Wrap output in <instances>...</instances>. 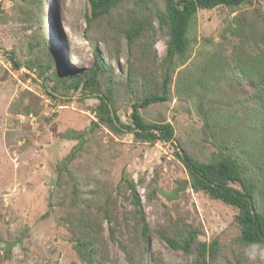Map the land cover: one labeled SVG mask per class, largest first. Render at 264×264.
I'll use <instances>...</instances> for the list:
<instances>
[{"label": "trees", "instance_id": "obj_1", "mask_svg": "<svg viewBox=\"0 0 264 264\" xmlns=\"http://www.w3.org/2000/svg\"><path fill=\"white\" fill-rule=\"evenodd\" d=\"M21 1L23 4L19 10L25 15L23 20L35 24L29 35V56L23 65L45 82H53L46 86L48 95L53 98L54 93L79 90L98 100L96 120L90 121L87 130L60 134L64 140L76 141L69 153L61 158L56 181L59 185L63 177L68 178L70 194L67 196V209L59 222L69 227L71 236L68 240L79 261L82 264H102L108 258L103 220L112 223L109 226L110 239L115 237L118 228L117 197L106 185L82 191L81 179L76 178L72 172L74 169L70 167L83 149L86 135L103 124L114 134H131L138 142H174V154L188 175L186 179L176 180L170 197L163 196L165 218L151 227L142 212L135 184L122 170L117 188L129 191L128 200L133 205V210L122 217L133 245L128 242L120 244L128 264H166L159 257L148 259L150 232H155L171 249L182 250L190 258V264H250L242 255L245 245L252 242L264 245V28L258 29L243 10L253 5L254 0H86L90 7L86 17L87 28L106 20L101 37L113 40L119 34L126 41L129 52L137 48L141 59L149 54L150 37L155 33L154 20L167 35L165 54L158 69L150 67L154 63L153 58L146 62L143 60L136 67L128 58L129 66L123 82L131 98L128 122H121L116 115L109 70L108 84L105 88L101 86V75L107 69L97 45L92 48L93 63L83 71L65 69L61 62L62 72L53 69L52 43L39 23L43 18L38 10L34 21L30 7L27 8V5H40L41 0ZM216 7L237 13L223 20L220 40L212 49L206 47L211 39L205 40L202 49L206 55L204 65L177 70L189 57L196 41L198 11ZM85 36L92 41L90 36ZM227 47L228 54L225 52ZM8 57L14 67L21 65L14 52H9ZM174 76L175 94L184 99L196 98L201 120L199 140L203 149L199 154L190 151L187 144L176 137L174 126L168 120L157 118L149 121L142 114V109L171 97ZM135 89L133 98L131 92ZM241 92L246 93V99L236 97ZM32 111L36 112L29 102L24 106L12 105L14 113ZM186 187L234 210L233 222L238 233L232 239L233 249L237 251L232 253L233 261L223 255L218 237L206 241L202 227L195 225L185 212L172 205ZM156 189L160 191V187ZM52 210L53 206L48 201L41 217H49ZM13 243L6 241L8 247ZM257 264H264V261H257Z\"/></svg>", "mask_w": 264, "mask_h": 264}, {"label": "rangeland", "instance_id": "obj_2", "mask_svg": "<svg viewBox=\"0 0 264 264\" xmlns=\"http://www.w3.org/2000/svg\"><path fill=\"white\" fill-rule=\"evenodd\" d=\"M21 4V0H0V264H82L68 240L71 236L69 227L59 222V218L66 213L70 188L67 177L57 184L58 167L61 158L76 143L75 140L62 139L60 134L87 130L90 121L96 120L98 100L79 90L54 93L53 98L46 88L53 82H45L23 65L29 56V35L35 24L23 20L25 15L19 10ZM29 7L34 21L38 10L43 18L39 23L52 43L53 69L62 72L63 68L59 67L61 62L65 69L83 71L93 63L92 48L97 45L107 69L101 75V86L105 88L108 84L109 70L116 115L121 122H128L132 110L131 98L123 84L129 66L128 58H131L133 67L153 58L154 63L150 67L158 69L165 54L167 35L158 28L157 22L153 21L155 33L150 37L149 54L141 59L137 48L129 52L126 41L119 34L113 40L101 37L106 20L87 28L86 17L90 7L86 0H41L40 5H27ZM243 10L258 29L264 28V0H254L253 5ZM235 13L237 11L230 12L224 7L199 10L196 41L192 44L189 57L177 70L204 65L206 55L202 49L205 40L211 39L206 47L212 49L220 40L223 20ZM9 52H14L21 65L13 66ZM225 52L228 54V47ZM174 89L175 76L170 87L171 97L142 109V114L149 121L157 118L168 120L174 126L176 137L186 143L190 151L199 154L203 149L199 140L201 120L196 98L179 97ZM136 91L131 92V97L136 96ZM244 92L236 97L246 99ZM28 102L33 104L36 112H12L13 103L24 106ZM175 150L174 142H138L131 134H114L103 124L86 135L83 149L70 165L76 178L81 179L80 189L88 191L91 187L98 189L96 186L106 185L117 197L116 214L119 218L113 239L109 238L112 223L104 219L102 224L103 237L108 245V258L102 264H128L120 244L130 243L131 236L122 217L133 210V205L128 200L129 191L117 188L122 170L135 184L142 212L147 223L154 227L166 215L163 196L170 197L177 179L188 177L174 154ZM48 201L53 206L52 213L42 218ZM172 205L185 212L195 225L202 227L206 241L218 237L223 255L233 261L232 253L237 251L233 249L232 239L238 229L233 222L234 210L231 207L190 187L180 192ZM6 241L14 243L8 247ZM130 246L133 245L130 243ZM147 257L149 260L162 258L166 264H190V258L182 250L171 249L155 232L149 234Z\"/></svg>", "mask_w": 264, "mask_h": 264}, {"label": "clouds", "instance_id": "obj_3", "mask_svg": "<svg viewBox=\"0 0 264 264\" xmlns=\"http://www.w3.org/2000/svg\"><path fill=\"white\" fill-rule=\"evenodd\" d=\"M243 255L250 264H257V261H264V245L257 242L249 243L243 248Z\"/></svg>", "mask_w": 264, "mask_h": 264}]
</instances>
